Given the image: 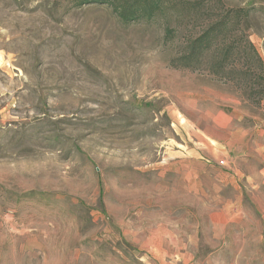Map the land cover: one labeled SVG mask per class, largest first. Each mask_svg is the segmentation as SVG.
<instances>
[{
  "label": "rangeland",
  "instance_id": "rangeland-1",
  "mask_svg": "<svg viewBox=\"0 0 264 264\" xmlns=\"http://www.w3.org/2000/svg\"><path fill=\"white\" fill-rule=\"evenodd\" d=\"M167 9L0 0V264H264V0Z\"/></svg>",
  "mask_w": 264,
  "mask_h": 264
},
{
  "label": "trees",
  "instance_id": "trees-1",
  "mask_svg": "<svg viewBox=\"0 0 264 264\" xmlns=\"http://www.w3.org/2000/svg\"><path fill=\"white\" fill-rule=\"evenodd\" d=\"M60 3L68 1L74 7H82L86 5L99 4L108 5L113 13L123 22L130 23L138 20H151L157 16L168 13V0H57ZM210 3V8H213ZM235 18L240 24H246L249 18V10L246 8L237 9ZM230 22L224 18L210 24L203 32L196 36L190 37L185 41V45L176 58L172 60L175 68L199 69V66L206 61L208 55L214 56L210 58L211 65L215 68V73H224L226 69V61L231 52L238 51L242 47V43H230L227 47L218 46L215 43L222 32L227 31ZM171 33L169 29L166 30ZM216 44V46H215ZM252 48V44L247 42ZM216 48L221 52L213 54L212 50ZM262 66V65H261Z\"/></svg>",
  "mask_w": 264,
  "mask_h": 264
}]
</instances>
